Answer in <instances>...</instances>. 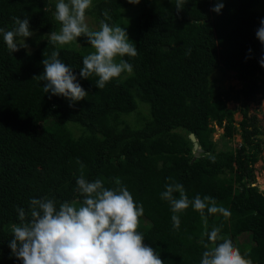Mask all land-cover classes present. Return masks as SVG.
<instances>
[{
    "label": "trees",
    "instance_id": "obj_1",
    "mask_svg": "<svg viewBox=\"0 0 264 264\" xmlns=\"http://www.w3.org/2000/svg\"><path fill=\"white\" fill-rule=\"evenodd\" d=\"M218 3L224 4L220 13L213 11ZM55 5L51 0H0V28L12 30L14 18L28 19L33 33L25 38L28 48L16 53L8 51L0 34V264H22L9 247L12 226L19 223L17 208L28 212L31 199L45 197L54 199L57 208L65 201L82 202L76 190L78 159L87 181L99 178L114 188L119 178L143 205L139 231L165 264H200L208 242L191 206L174 227L171 206L161 199L169 183L182 184L190 201L208 196L226 208L227 218L207 216L208 230L220 227L221 235L253 264H264V191L252 186L262 131L249 112L258 96L264 98V44L257 38L264 0H186L182 11L175 0H96L86 15L98 26L105 10L111 17L105 22L116 26L122 10L139 7L129 37L138 55L123 58L133 72L104 89L95 86L97 77L80 76L89 51L50 44L47 36L60 28ZM81 39L86 45L87 39ZM53 51H59L88 93L74 106L45 93L44 82L33 79L44 73V53L50 57ZM218 69L234 73L242 87L225 93L213 88L210 77ZM229 100L242 102L237 126L226 108ZM140 103L149 114L137 127L125 117ZM69 124L81 131L79 136ZM214 127L223 129L226 138L239 135L241 145L216 152ZM190 134L203 151L194 161ZM243 235H249L248 244L238 242Z\"/></svg>",
    "mask_w": 264,
    "mask_h": 264
},
{
    "label": "clouds",
    "instance_id": "obj_2",
    "mask_svg": "<svg viewBox=\"0 0 264 264\" xmlns=\"http://www.w3.org/2000/svg\"><path fill=\"white\" fill-rule=\"evenodd\" d=\"M128 2L139 4L140 0ZM185 3L186 0H175L177 11H182ZM92 5L93 0H57L54 18L60 28L47 38L50 44L61 47L78 42L81 37L87 38L93 51L83 57L80 76L84 79L97 77L95 86L104 89L113 80L133 72L132 65L123 58L136 57L138 52L126 28L105 22L111 20L107 10L103 13L105 20L97 29L89 27L86 13ZM223 7V3H218L213 11L220 13ZM14 23L12 30L0 28L10 53L22 47L27 49L25 38L33 35L28 19L14 18ZM257 38L264 44V21L257 30ZM44 56V73L33 78L44 82L43 91L67 98L72 102L70 106L84 100L88 93L77 83L73 68L59 58V51H53L50 57L46 53ZM260 63L264 67V59ZM210 158L214 162L215 158ZM77 163L81 175L76 190L83 197L82 202L65 201L57 208L54 199L45 197L31 199L28 212L17 208L19 223L12 226L13 238L9 244L12 254L22 264H165L160 255L144 243L145 238L139 231L143 205H137L119 178L115 179L114 188H106L99 178L89 182L83 175L84 164L79 159ZM174 193H179V197ZM161 199L170 204L176 228L180 226V214L190 206L199 213L205 229L203 235L208 240L203 245L205 251L200 264H253L232 239L221 235L220 227L208 230V215L230 216L214 198L205 196L202 199L197 195L190 201L182 184L169 183Z\"/></svg>",
    "mask_w": 264,
    "mask_h": 264
},
{
    "label": "rangeland",
    "instance_id": "obj_3",
    "mask_svg": "<svg viewBox=\"0 0 264 264\" xmlns=\"http://www.w3.org/2000/svg\"><path fill=\"white\" fill-rule=\"evenodd\" d=\"M55 4L57 3V0H51ZM96 0H93V5L90 9L93 8ZM89 9V10H90ZM88 10V11H89ZM139 11L138 5H133L129 7L126 10H122V23L121 27L126 28L128 37L131 35V27H132V16ZM55 13V10L53 11V14ZM86 22L89 24V27L92 29H97L99 26V22L95 21V19L90 16L86 15ZM84 41L87 39L85 37ZM59 46V45H58ZM61 47V46H60ZM67 48H78L82 50L84 53H90L93 51L89 43L85 45L83 43V40L81 38L78 39V42H72L71 44L62 46ZM29 50V49H28ZM210 85L217 89L218 91H221L223 93L227 92L228 89L232 88L233 90H239L242 87L241 82L237 81L234 77V73L224 71L223 69L216 70L210 77ZM233 95V94H231ZM226 108L228 110L233 111V120L237 126V124L242 120L241 115V108H242V102H234L233 100L226 101ZM250 114H255L258 120V125L261 128L262 131V137L260 138L261 144H260V153L258 154L257 160L253 165L254 168V178L255 182L252 184L255 187H257L260 191H264L262 189V185L264 183V98L258 96L256 103L251 104L249 108ZM149 111L148 106L145 104L140 103L137 111L133 112L131 115L125 117V120L133 125L140 127L146 118L148 117ZM51 122H46L44 125H50ZM70 126L71 130L73 131L74 135L77 137L80 135L81 131L73 125ZM212 142L215 144V151H223V150H234L235 148L239 147L241 145V138L239 135H234L231 138H226L223 136V129L214 127V133L211 136ZM233 188V186H231ZM238 242L248 244L250 242L249 235H243Z\"/></svg>",
    "mask_w": 264,
    "mask_h": 264
},
{
    "label": "water",
    "instance_id": "obj_4",
    "mask_svg": "<svg viewBox=\"0 0 264 264\" xmlns=\"http://www.w3.org/2000/svg\"><path fill=\"white\" fill-rule=\"evenodd\" d=\"M259 138L262 137V135H259L258 136ZM189 139L190 141L192 142V145H193V153H194V157H193V161L200 156V154L203 152L202 149L198 146V143H197V140L195 138V136L193 134H190L189 135ZM254 186V185H252Z\"/></svg>",
    "mask_w": 264,
    "mask_h": 264
},
{
    "label": "bare ground",
    "instance_id": "obj_5",
    "mask_svg": "<svg viewBox=\"0 0 264 264\" xmlns=\"http://www.w3.org/2000/svg\"><path fill=\"white\" fill-rule=\"evenodd\" d=\"M262 183H264V182H262ZM264 185V184H263Z\"/></svg>",
    "mask_w": 264,
    "mask_h": 264
}]
</instances>
